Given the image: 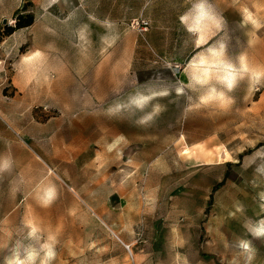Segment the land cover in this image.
Segmentation results:
<instances>
[{
    "label": "rangeland",
    "instance_id": "rangeland-1",
    "mask_svg": "<svg viewBox=\"0 0 264 264\" xmlns=\"http://www.w3.org/2000/svg\"><path fill=\"white\" fill-rule=\"evenodd\" d=\"M262 217L264 0H0V264H264Z\"/></svg>",
    "mask_w": 264,
    "mask_h": 264
},
{
    "label": "clouds",
    "instance_id": "clouds-1",
    "mask_svg": "<svg viewBox=\"0 0 264 264\" xmlns=\"http://www.w3.org/2000/svg\"><path fill=\"white\" fill-rule=\"evenodd\" d=\"M220 100L223 103L230 102V100L224 96H221ZM148 102L149 100L147 97L142 100H132V103L140 111H143ZM163 110L164 108L162 106L155 105L153 107V114L158 115ZM153 114H149L147 117L141 119L140 123H144L146 120H152ZM252 224L253 227L249 229L248 222L246 221L243 225L245 231L252 239L264 240V217L252 220ZM25 226L28 231L23 237L18 238L12 252L4 256L2 264H54L57 255L56 236L50 234L44 239L38 235L37 229L31 224H26ZM234 244L241 252L247 253L255 251L252 248V240L246 239L245 237L235 239ZM251 260L252 256H249L245 264H251Z\"/></svg>",
    "mask_w": 264,
    "mask_h": 264
},
{
    "label": "trees",
    "instance_id": "trees-1",
    "mask_svg": "<svg viewBox=\"0 0 264 264\" xmlns=\"http://www.w3.org/2000/svg\"><path fill=\"white\" fill-rule=\"evenodd\" d=\"M31 21H32V18H30V20H28V22H27L26 24H24V25H28V24H30V23H31ZM239 157L241 158V157H242V155H240ZM220 184H221V183H218V184H216V185H215V187L212 189V191H214V190H215L217 187H219V186H220Z\"/></svg>",
    "mask_w": 264,
    "mask_h": 264
}]
</instances>
